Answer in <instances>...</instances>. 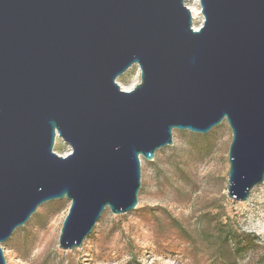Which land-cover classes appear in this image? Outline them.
I'll return each mask as SVG.
<instances>
[{"label":"water","instance_id":"obj_1","mask_svg":"<svg viewBox=\"0 0 264 264\" xmlns=\"http://www.w3.org/2000/svg\"><path fill=\"white\" fill-rule=\"evenodd\" d=\"M0 0L1 244L47 202H70L58 246L78 249L105 209L133 211L141 158L173 130L226 122L228 199L264 181V0ZM132 66L140 82L116 79ZM59 137L70 148L53 152Z\"/></svg>","mask_w":264,"mask_h":264},{"label":"rangeland","instance_id":"obj_2","mask_svg":"<svg viewBox=\"0 0 264 264\" xmlns=\"http://www.w3.org/2000/svg\"><path fill=\"white\" fill-rule=\"evenodd\" d=\"M184 3L196 11L192 25L200 29L204 18L199 0ZM139 82L137 66L116 79L129 91ZM231 137L225 121L205 135L173 130L171 146L157 150L153 161L141 158L136 208L123 215L105 209L78 249L63 251L58 246L70 202L40 205L1 244L6 264H227L198 237L206 228L201 217L217 212H223L221 221H229L237 233L253 240V248L234 264H264V181L245 202L227 198ZM53 152L66 156L71 148L57 137ZM172 219L191 233V239L173 226Z\"/></svg>","mask_w":264,"mask_h":264},{"label":"trees","instance_id":"obj_3","mask_svg":"<svg viewBox=\"0 0 264 264\" xmlns=\"http://www.w3.org/2000/svg\"><path fill=\"white\" fill-rule=\"evenodd\" d=\"M219 210V208H217ZM223 212L204 214L202 224L206 226L198 237L209 248H213L217 259L227 264H234L238 258L253 248V240L247 234H239L229 221H221ZM173 226L187 239H191V233L179 222L172 219Z\"/></svg>","mask_w":264,"mask_h":264},{"label":"bare ground","instance_id":"obj_4","mask_svg":"<svg viewBox=\"0 0 264 264\" xmlns=\"http://www.w3.org/2000/svg\"><path fill=\"white\" fill-rule=\"evenodd\" d=\"M189 9V11H190V13H191V15H192V20L194 21L195 19H196V16H197V13H196V11L195 10H193L192 8H188ZM193 26V29L194 30H198V27L197 26H195L194 24L192 25ZM124 91H129V90H125L124 89ZM55 142H56V140H55Z\"/></svg>","mask_w":264,"mask_h":264}]
</instances>
